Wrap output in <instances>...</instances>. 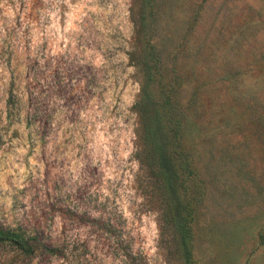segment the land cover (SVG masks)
<instances>
[{"label":"rangeland","instance_id":"rangeland-1","mask_svg":"<svg viewBox=\"0 0 264 264\" xmlns=\"http://www.w3.org/2000/svg\"><path fill=\"white\" fill-rule=\"evenodd\" d=\"M0 226V264H264V0H0Z\"/></svg>","mask_w":264,"mask_h":264},{"label":"trees","instance_id":"trees-1","mask_svg":"<svg viewBox=\"0 0 264 264\" xmlns=\"http://www.w3.org/2000/svg\"><path fill=\"white\" fill-rule=\"evenodd\" d=\"M174 126L171 128L172 139L174 145L177 148H180V121L175 119ZM166 145V144H165ZM165 145H156L157 150L161 153L165 151ZM156 161L152 160L149 162V166L155 165ZM11 246L16 248L18 251L26 254L33 255L35 253V244L34 240L31 236L27 235L23 230H16L12 228H6L4 226H0V246Z\"/></svg>","mask_w":264,"mask_h":264}]
</instances>
